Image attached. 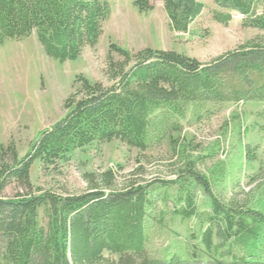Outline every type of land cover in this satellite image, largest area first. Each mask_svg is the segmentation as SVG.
Wrapping results in <instances>:
<instances>
[{"label": "trees", "instance_id": "obj_1", "mask_svg": "<svg viewBox=\"0 0 264 264\" xmlns=\"http://www.w3.org/2000/svg\"><path fill=\"white\" fill-rule=\"evenodd\" d=\"M212 1L225 11L215 13L217 22L227 25L236 12L244 27L264 32V0ZM163 3L176 33H188L204 10L200 0ZM134 5L141 13L153 10L151 0H134ZM109 16L106 0H0V44L35 34L48 57L74 61L98 45ZM115 53L122 62L115 61ZM106 73L110 87L77 77L66 116L43 131L23 158L15 143L0 144V264H264V192L257 197L252 193L243 203L222 202L192 161L173 211L201 224L186 257L173 254L160 260L146 251L152 225H167L165 212L160 218L154 213L153 182L127 178L119 188L117 173L110 169L86 175L88 189L80 195L35 193L31 183L36 161L44 169L56 167L96 142L119 141L144 153L155 141L180 131L178 121L185 119L190 105L264 101V35L209 63L150 48L133 54L111 44ZM170 142L176 150V141ZM250 152L247 146L246 157ZM13 182L21 192L3 197ZM197 188L209 211H199Z\"/></svg>", "mask_w": 264, "mask_h": 264}, {"label": "rangeland", "instance_id": "obj_2", "mask_svg": "<svg viewBox=\"0 0 264 264\" xmlns=\"http://www.w3.org/2000/svg\"><path fill=\"white\" fill-rule=\"evenodd\" d=\"M106 1L110 16L98 45L86 48L74 61L61 63L48 57L35 34L0 44V144L15 143L19 157L30 151L43 131L66 116L65 104L77 89V77L84 76L106 87L113 85L106 73L111 44L133 54L150 48L174 51L209 63L264 35L244 27L243 16L236 12L227 25L217 22L215 13L225 11L212 0H200L204 10L188 33L170 29L163 0H151L153 10L147 13H141L134 0ZM113 57L117 62L123 61L116 53ZM178 123L179 132L169 133L161 142L155 141L144 153L119 141L96 142L75 150L56 167L44 169L36 161L31 167L35 193L39 189L63 196L80 195L88 189L86 175L110 169L117 173L119 188L127 178L142 184L153 182L154 213L160 218L161 212H165L167 225L160 226L157 221L152 225L146 251L160 260L173 254L186 257L185 249L201 233L197 218L173 213L178 207L177 191L188 174L187 164L192 161L197 174L208 178L222 202L235 199L243 203L252 193L256 197L261 195L264 192V101L190 105L185 119ZM171 140L176 141V150ZM247 146L251 149L248 157ZM140 165L143 170L138 171ZM20 192L13 182L2 195L13 198ZM164 196H168L167 201L163 200ZM195 199L200 212L209 211L205 206L207 199L199 188L195 190ZM45 222L44 219L42 223ZM105 256L118 258L107 252Z\"/></svg>", "mask_w": 264, "mask_h": 264}]
</instances>
